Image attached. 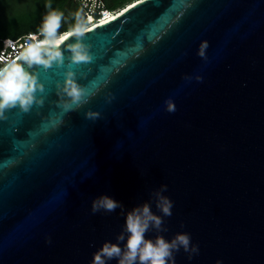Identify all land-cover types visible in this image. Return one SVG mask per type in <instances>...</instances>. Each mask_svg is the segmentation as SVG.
I'll return each mask as SVG.
<instances>
[{"label":"water","instance_id":"1","mask_svg":"<svg viewBox=\"0 0 264 264\" xmlns=\"http://www.w3.org/2000/svg\"><path fill=\"white\" fill-rule=\"evenodd\" d=\"M90 29L93 59L73 69L89 103L61 112L53 66L40 70L44 106L0 121V264H90L124 224L119 209L92 214V199L130 210L161 184L174 202L162 234L200 248L176 264H264V0H139Z\"/></svg>","mask_w":264,"mask_h":264},{"label":"clouds","instance_id":"2","mask_svg":"<svg viewBox=\"0 0 264 264\" xmlns=\"http://www.w3.org/2000/svg\"><path fill=\"white\" fill-rule=\"evenodd\" d=\"M196 0H181L185 9L194 6ZM50 7V4L48 5ZM107 15V13H105ZM63 13L50 11L40 27L39 34L43 39H37V35L30 33L31 43L23 46V50L12 57H0L3 67H0V121L8 119L7 113L15 109L18 113H29L34 108L39 109L46 101L45 84L39 79L40 70L47 72L53 66L65 69L63 81H57L55 85V103L62 113L77 111L89 103L92 93L77 82L74 66L81 63H90L93 59L91 46L84 42V37L91 29L87 21L80 18L77 13V23L67 33L57 35ZM74 36L72 43L65 44V40ZM12 45L11 41L7 42ZM61 45H64L61 48ZM15 48V45H12ZM209 48L207 40H201L196 55L207 60L206 50ZM65 52H68V63L65 64ZM185 80L192 77L184 76ZM202 77L197 75L195 80L200 82ZM113 95L105 97L107 103H111ZM165 111H176V105L171 98L164 101ZM101 116L98 111L87 110L85 119L96 121ZM63 121L56 117L49 122L52 129H56ZM168 186L160 187L150 193V200L126 209L124 204L108 194H100L91 201V213H112L117 209L123 217L124 224L121 231L115 237V242L104 241L92 254L90 264H176V254L182 249L187 254L188 261L199 255L200 248L192 242L189 232H177L170 239L162 233L167 232L165 218L172 215L174 202L164 193ZM155 203L159 215L152 211ZM184 225L181 224V228ZM154 230L156 235L152 238L147 233ZM51 237L45 238V243L51 244ZM215 264H224L217 259Z\"/></svg>","mask_w":264,"mask_h":264},{"label":"trees","instance_id":"3","mask_svg":"<svg viewBox=\"0 0 264 264\" xmlns=\"http://www.w3.org/2000/svg\"><path fill=\"white\" fill-rule=\"evenodd\" d=\"M139 0H103V8L109 11L126 9ZM50 4V7L48 5ZM74 10V16H69L70 9ZM63 13L57 35L67 33L77 23V13L85 20V11L79 2L74 0H0V54L3 49V41L6 39H25L30 33L39 34L44 17L50 11ZM119 11V12H120ZM100 15L96 14V23ZM88 26V25H87Z\"/></svg>","mask_w":264,"mask_h":264},{"label":"built area","instance_id":"4","mask_svg":"<svg viewBox=\"0 0 264 264\" xmlns=\"http://www.w3.org/2000/svg\"><path fill=\"white\" fill-rule=\"evenodd\" d=\"M76 2H79L84 11H85V15L87 16V19L89 17H91V25L92 26L94 24V22L96 21L95 19V15L98 14L100 15L98 21L102 18L103 20L107 18V15L109 14V10L104 9L103 5H101L100 0H97L96 2L98 3V6H94V0H74ZM105 13H107V15H105ZM97 21V22H98ZM37 39H40V36L37 35ZM11 41L12 45H15V48H13L12 45L8 44L7 42ZM32 41H30L29 36L26 37L25 39H19V40H11V39H6L3 41V49L1 51L0 57H12L14 58L15 55L17 53H19L20 51L23 50V46L26 45L27 43H31ZM3 61H0V67H3Z\"/></svg>","mask_w":264,"mask_h":264},{"label":"rangeland","instance_id":"5","mask_svg":"<svg viewBox=\"0 0 264 264\" xmlns=\"http://www.w3.org/2000/svg\"><path fill=\"white\" fill-rule=\"evenodd\" d=\"M97 0H94V6L96 5V6H98V3L96 2ZM100 3H101V5L102 4H104V2H103V0H100ZM121 9H116V10H113V11H110L111 12V14H113V15H116V14H118V13H120L121 11H120ZM120 11V12H119ZM123 11V10H122ZM69 16H71V17H73L74 16V10H73V8L72 9H70V11H69ZM84 17H85V20H88L87 19V16L84 14ZM94 23H96V22H94ZM91 25V22L88 24V27Z\"/></svg>","mask_w":264,"mask_h":264},{"label":"bare ground","instance_id":"6","mask_svg":"<svg viewBox=\"0 0 264 264\" xmlns=\"http://www.w3.org/2000/svg\"><path fill=\"white\" fill-rule=\"evenodd\" d=\"M113 17H115V16H113ZM113 17H111L110 15H107V18L104 19V20L102 21V23H105L106 21L110 20V19L113 18Z\"/></svg>","mask_w":264,"mask_h":264}]
</instances>
